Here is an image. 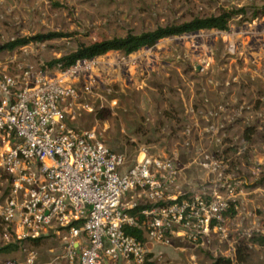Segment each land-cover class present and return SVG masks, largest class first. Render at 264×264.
Segmentation results:
<instances>
[{
  "label": "rangeland",
  "instance_id": "374dc122",
  "mask_svg": "<svg viewBox=\"0 0 264 264\" xmlns=\"http://www.w3.org/2000/svg\"><path fill=\"white\" fill-rule=\"evenodd\" d=\"M239 9L243 14L227 31L167 37L128 56L105 54L108 76L68 110L70 126L94 130L128 165L141 148L171 159L185 192L212 193L220 181L231 183L236 214L226 218V238L211 233L198 242L160 245L162 254L149 250V264H264V246L257 243L264 242V0H0V46L63 35L0 52V64L9 68L17 61L51 69L48 63L80 45ZM205 155L220 163L217 171L202 167ZM8 183L0 177V203ZM58 242L27 239L4 252L17 243L5 240L0 221V261L32 252L47 262L60 251Z\"/></svg>",
  "mask_w": 264,
  "mask_h": 264
},
{
  "label": "built area",
  "instance_id": "2783aa9c",
  "mask_svg": "<svg viewBox=\"0 0 264 264\" xmlns=\"http://www.w3.org/2000/svg\"><path fill=\"white\" fill-rule=\"evenodd\" d=\"M10 63L0 64V177L9 182L0 203L4 238L19 245L49 237V230L65 236L47 262L29 252L0 264H146L148 242H198L211 233L226 238L228 180L212 193L185 192L180 171L165 155L141 148L128 165L94 130L67 123L71 106L109 74L107 56L78 59L65 69ZM203 161V168H220L208 155ZM138 206L145 207L141 226L128 213ZM126 227L144 229L146 241L126 234Z\"/></svg>",
  "mask_w": 264,
  "mask_h": 264
},
{
  "label": "trees",
  "instance_id": "16d2710c",
  "mask_svg": "<svg viewBox=\"0 0 264 264\" xmlns=\"http://www.w3.org/2000/svg\"><path fill=\"white\" fill-rule=\"evenodd\" d=\"M241 14H243V10L239 9L237 11L224 12L217 16H211L206 18H194L191 21L180 25L159 27L154 31L144 32L141 34H128L122 38L115 37L112 39L94 42L87 46L80 45L74 53L53 60L48 63V66L55 67L56 65H61V67L65 69L74 64L75 61L78 59H92L94 57L103 56L112 51L120 52L123 55L128 56L141 50L142 48H152L154 45L157 44L159 40L167 37L179 36L186 33H194L200 30L227 31L230 20L234 16H239ZM60 37H63V35L51 33L47 35H36L34 37H25L22 39L13 40L0 46V52L13 51L16 48L24 47L30 43H43L48 40H53L55 38ZM144 208L145 207L143 206H138L128 211V213L137 220L140 226L145 220L144 217L141 215V211ZM235 214L236 211L234 209V203H231L228 210L224 213V217L233 218ZM72 225L79 226L80 222H74ZM124 231L126 234L135 237L141 243H144L146 241L144 237V229L140 227H126L124 228ZM41 240L42 238L33 240V243L38 244ZM257 243L264 246L263 240H258ZM18 247V244H12L6 246L2 250L4 252H10L14 251L15 249H18ZM243 251H238V260H242L244 258L243 256L245 255V252ZM149 254L147 255V259L148 256L150 257ZM213 264H231V262L226 259H217Z\"/></svg>",
  "mask_w": 264,
  "mask_h": 264
},
{
  "label": "crops",
  "instance_id": "0c3cea01",
  "mask_svg": "<svg viewBox=\"0 0 264 264\" xmlns=\"http://www.w3.org/2000/svg\"><path fill=\"white\" fill-rule=\"evenodd\" d=\"M52 236V238L54 239V240H58L59 242V244H61L62 242H63V240H62V238L65 236V233L64 232H54V231H51V234H50V237ZM54 236V237H53ZM173 242H175V243H181V242H183V240L182 239H173L172 240ZM173 242H171V243H173ZM175 243L173 244V245H175ZM177 245V244H176ZM61 249H62V247L60 246L59 247V250L61 251ZM148 249L150 250V252H152V253H155V252H157V251H160V252H158V254H162L161 252H163L164 250H161V248H160V245H158V244H154V243H150V242H148ZM158 249V250H157ZM52 251V250H51ZM59 251V252H60ZM58 252V253H59ZM172 254V253H171ZM55 256V255H54ZM120 264H126L124 261H122Z\"/></svg>",
  "mask_w": 264,
  "mask_h": 264
},
{
  "label": "water",
  "instance_id": "95a60500",
  "mask_svg": "<svg viewBox=\"0 0 264 264\" xmlns=\"http://www.w3.org/2000/svg\"><path fill=\"white\" fill-rule=\"evenodd\" d=\"M197 32H198V31H197ZM197 32H194V34L197 33ZM144 49L147 50L148 48H144ZM196 71L199 72V71H200V68L198 67V68L196 69ZM104 262H105V264H106V261H104Z\"/></svg>",
  "mask_w": 264,
  "mask_h": 264
}]
</instances>
